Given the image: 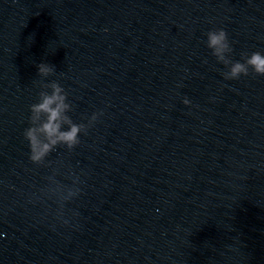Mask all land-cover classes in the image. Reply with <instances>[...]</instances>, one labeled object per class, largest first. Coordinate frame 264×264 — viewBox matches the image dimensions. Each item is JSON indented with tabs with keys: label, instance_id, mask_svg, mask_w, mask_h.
I'll return each instance as SVG.
<instances>
[{
	"label": "water",
	"instance_id": "95a60500",
	"mask_svg": "<svg viewBox=\"0 0 264 264\" xmlns=\"http://www.w3.org/2000/svg\"><path fill=\"white\" fill-rule=\"evenodd\" d=\"M220 27L234 60L264 51V0H0V264H264V76L223 79ZM53 79L75 121L103 115L36 165Z\"/></svg>",
	"mask_w": 264,
	"mask_h": 264
},
{
	"label": "clouds",
	"instance_id": "9594fccd",
	"mask_svg": "<svg viewBox=\"0 0 264 264\" xmlns=\"http://www.w3.org/2000/svg\"><path fill=\"white\" fill-rule=\"evenodd\" d=\"M205 44L216 60L224 65L225 70L221 73L224 80H237L241 76L249 75L250 71L255 75L264 76V51L242 52V59L234 60L233 45L224 28L209 29ZM37 72L42 78L56 73L55 67L46 62L39 63ZM40 85L39 98L30 105L29 124L23 131L29 145V159L36 165L44 164L58 147L68 151L75 149L81 143V134H87L103 115V110L93 111L77 122L70 115L74 106L69 101L68 92L63 85L56 79L47 83L41 80ZM182 102L184 105L192 103L188 96H184ZM52 179L53 184L48 189V194L61 206L82 191L78 186L82 181L78 177L73 186L61 185ZM61 222L69 224L70 221L63 219Z\"/></svg>",
	"mask_w": 264,
	"mask_h": 264
}]
</instances>
